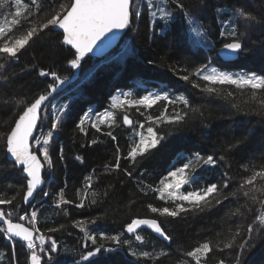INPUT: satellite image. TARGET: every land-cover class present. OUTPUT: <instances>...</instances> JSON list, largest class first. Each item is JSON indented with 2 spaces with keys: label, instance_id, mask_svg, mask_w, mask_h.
<instances>
[{
  "label": "trees",
  "instance_id": "trees-1",
  "mask_svg": "<svg viewBox=\"0 0 264 264\" xmlns=\"http://www.w3.org/2000/svg\"><path fill=\"white\" fill-rule=\"evenodd\" d=\"M22 2L30 4L31 0ZM152 2L159 3L160 0ZM134 3L139 7L141 17H132V27L127 30L121 43L102 59L86 56L78 69H71L68 60L72 57L67 47L59 43L56 31L45 30L30 41L18 60L12 61L10 66L6 64V70L0 71V136L13 127L22 113L25 105L18 106L17 101L24 100L30 104L52 82L51 78L39 77L40 70L56 72L66 78L65 83L74 79L46 102L41 113L40 125L47 132L51 127L52 113L58 107L65 106L62 124L50 142L52 166L44 165V185L28 205H24L22 199L26 181L21 171L13 167L5 156L6 136L0 139V196L11 197L20 193L11 205H0V209L6 213L12 211V221L29 228L30 223L20 221L18 217L24 215L25 210L29 214L33 208L38 210L39 232L36 235L51 237L58 245V252L52 253L51 258L37 248L42 256V264H77L82 252L94 249L101 243V234L119 235L121 240L127 238L124 228L133 218L157 219L171 236V241L149 235L150 231L145 229L142 235L146 243L141 245L132 238L130 247L123 246L112 253L101 250L94 258L96 264H180L181 261L194 264L184 253L206 239L211 241L212 251L208 253L205 264H218L220 260H224L225 264H234L233 257L238 248L223 249L225 237L234 233L237 227H241L247 235V225L259 214V204L246 201L238 193L237 197H229L222 204L203 212H189L176 218L150 213L147 205L166 206L165 201L156 198L157 193L151 188L158 186L159 180L169 170L182 167L189 160L193 161L197 183L184 186L182 191L221 181L225 175L232 178L229 189L225 191L235 190L233 186L238 187L240 176L250 174L244 171L243 165L247 164L250 168L264 165V110L257 114L259 105L250 99L251 90L241 91L234 86L217 85L215 87L220 94L208 95L193 88L191 82L179 79L180 75L188 74L181 69L191 70L209 60L221 69H246L264 75V0H182L204 26L200 30H207L209 39L215 45L211 51L204 42L203 47L191 42L189 30L178 10L174 21L168 24L157 21L152 26L146 7L148 0H134ZM11 4L14 5L15 0H11ZM170 8H174V5H170ZM236 8L252 13L257 21L249 24L234 17ZM217 9H222V12L218 13ZM222 16L226 17L223 22ZM9 19L8 10H0V26L7 27L6 21ZM237 21L239 30L245 33L243 43L248 54L233 62H225L216 56V49L224 42L219 30L222 26H237ZM196 80L195 76L190 77V81ZM197 82L201 85L206 83ZM157 91L167 92L172 98L183 95L200 112L192 113L182 104L173 106L168 105L167 101H158L151 108H111L112 97H121L123 92H129L132 99H138L148 92ZM229 91L233 93L232 96H227ZM234 104L237 107H233ZM106 110L116 117V124L111 128L97 121V113L102 114ZM175 112L187 114L183 122L168 124L163 120L156 121L162 114L171 118ZM86 113L88 119L83 125L85 133H81L76 125ZM125 115L133 122L131 126L123 124ZM149 116L153 117V121L147 119ZM93 121L98 123L101 131L97 132L91 126ZM149 126L164 139L155 149L138 157L135 164L124 159L133 141L138 139L137 134L141 131L146 134ZM109 131L116 137L115 140L106 135ZM94 140L96 143H92ZM238 140L243 142L228 151V147ZM61 148L63 160L60 159ZM117 148L121 159L119 168L115 169ZM197 153L205 157L213 155L217 160L216 165H197ZM221 155L226 159L220 160ZM125 170L132 175H126ZM87 177L92 178V188L88 192L97 194L96 202H91L93 197L89 194L84 207L77 208L75 204L79 203V199L76 193L81 190L83 194ZM60 189H64L65 198L72 203L56 209L54 201ZM44 192L49 195L45 197ZM242 204H247V207L241 209V214L226 215ZM167 206H172V202L169 201ZM92 219H96V223H91ZM77 220L88 221L84 226L97 237V245L85 241L84 234L72 227ZM60 225L65 226L60 231H47ZM0 227H5L2 221ZM239 239L242 242L243 237ZM218 242L219 248L216 246ZM103 243L106 248L116 247L110 241ZM250 244L252 246L244 254V264H264V231L254 232ZM22 245L5 239L4 234L0 233V264H30L26 245ZM45 248H50V241ZM133 250L155 253L163 250L167 255L155 261L137 259L129 255Z\"/></svg>",
  "mask_w": 264,
  "mask_h": 264
},
{
  "label": "snow or ice",
  "instance_id": "snow-or-ice-1",
  "mask_svg": "<svg viewBox=\"0 0 264 264\" xmlns=\"http://www.w3.org/2000/svg\"><path fill=\"white\" fill-rule=\"evenodd\" d=\"M170 5H174V8H170ZM149 11V16L152 19L159 18L165 24L176 19L177 10L181 14V18L186 25L187 30H191L197 37H200L210 51L215 45L209 39L207 30L201 31L204 26L200 24L197 17H194L191 11L182 3V0H160L159 3H153L152 0H148L146 5ZM14 8V10H13ZM8 10L10 19L6 21L7 27L0 26V71L6 70V64L10 66L12 61L19 59V54L29 45L30 41L34 37L44 33L45 30L56 31L59 43L62 46H66L69 55L72 57L68 60V64L71 69H78L81 65V61L89 54L92 53L94 48L97 47L98 42L111 39L109 36L111 33L124 32L132 27V17L139 19L141 17V11L139 7L134 3V0H31V3L22 2V0H15V4H11V0H0V10ZM218 13L222 12V9H217ZM234 17H239L246 23L256 22L257 18L250 12H245L241 8H236L233 13ZM226 17L221 18V22ZM237 26L230 28H224L223 26L219 30V36L223 38L224 42L219 49H216L217 58H222L231 62L232 60L239 59L242 55L248 54V49L244 46L243 36L244 31H240ZM180 71L187 72L188 74L180 75L179 79L191 82L193 88H198L201 92L208 95H219L220 90L215 86H234L238 90L250 89V99L259 105L257 114L264 110V75H258L255 72L252 73H230L223 71L213 66L212 61L202 63L195 68L181 69ZM39 77L51 78L50 83L47 85V89L36 97L30 104H26L24 100L17 101V105H25L22 113L18 115V119L14 122V127H11L4 136H6V143L4 152L6 158L13 162L12 166L22 172V178L26 180V190L23 193L22 199L24 203L30 204L31 198H34V193L42 185V167L44 165L52 166V160L50 155V142L52 141L54 134L58 131L62 124V115L65 114V106L57 108L56 112L51 115V127L47 132L42 130L40 120L42 119L41 113L46 107L45 102L49 97L65 83L66 78L60 77L54 71L40 70ZM195 76L196 81H190V77ZM7 79V77H3ZM197 81H204L205 84L201 85ZM232 92H227V96H232ZM132 94L129 92L121 93V97H112L111 108L117 110H123L125 107L134 108L137 106H143L151 108L158 101H167L168 105L182 104L184 108H189L192 113L200 112L199 108L192 107L189 100L183 95H177L172 98L167 92L157 91L155 93L148 92L147 94L139 97L138 99H132ZM258 96L260 97L259 99ZM237 107V105H233ZM167 108H165V112ZM185 115H181L180 112H175V115L171 118L164 116L157 117L156 121L163 120L168 124H179L184 121ZM88 119L86 113L76 128L81 133H85L83 125ZM149 121H153V117L147 118ZM97 121L99 124H107L109 128L116 124V117L113 112L105 111L100 114L97 113ZM132 121L127 115L123 117V124L131 126ZM91 126L95 128L97 132L101 131L98 123L93 121ZM144 128L143 125L140 126ZM106 135L110 136L113 140L116 137L111 131ZM138 139L133 141L130 150L124 159L130 160L133 164L137 162V158L144 156L151 149H155L160 142L164 139L154 131L153 127L146 128V134L141 131L137 134ZM4 136H0V139H4ZM243 140H238L236 144L230 145L228 151L237 147ZM96 143V141H92ZM119 148H117V157L115 169L119 168L120 155ZM41 157L43 158L41 160ZM60 159L63 160V149H60ZM80 159L79 156L76 157ZM220 160H225L226 156L221 155ZM195 162L197 165H208L214 167L217 160L213 155L202 156L199 153L195 154ZM108 167L107 165L105 166ZM245 172H250L249 175H242L239 178V184L233 186L235 190L225 191L229 189L231 177L225 175L221 178V181L211 183L203 187H193L191 191H180L184 186H192L197 183V177L194 175L195 167L193 161L184 163L182 167H176L174 170H169L167 174L159 180V184L156 187H152L151 190L157 193L156 198L165 201L166 206H153L148 204L147 208L150 213L158 214L159 217H171L176 218L181 214L189 212H203L215 205L222 204L229 197H237L238 193L241 194L247 200L252 201L253 204H259V212L256 215L252 223L247 225L245 235L241 227H237L234 233L225 237L223 242V249L238 248L236 251L233 262L234 264H244L245 251L252 245L250 241L253 239V233H260L264 231V165L260 167H249L247 164L243 165ZM125 174L131 176L132 173L125 170ZM85 188L83 194L81 190H78L76 195L79 199V203L75 204V207L82 208L85 205V199L90 194L93 198L92 203H95L96 193H89L88 190L92 188V178H86ZM150 187V186H149ZM146 194V193H145ZM17 192L15 196L4 197L0 196V205H11L13 201L19 196ZM48 192H44V196L47 197ZM172 202V206H167L168 202ZM134 202V201H132ZM130 202V203H132ZM72 201L65 198L64 189H60L57 193L54 201V207L56 209H62L63 205L71 204ZM247 207V204L239 205L235 209H231L226 215L241 214V209ZM12 211L0 209V221L6 227H0V233L4 234L5 239L12 240V238H18L19 241L26 245L28 250L27 260L30 264H42V256L38 254L43 253L45 256L51 258L52 253L58 252V245L55 239L51 237H45L43 234L34 235V232H39L37 228L38 210L33 208L30 214L25 210L24 215H20L18 218L20 221L27 220L31 228L25 227L21 223H14L11 219L13 216ZM88 221L77 220L73 223L72 227L78 228L81 233L84 234L85 241H91L93 245H97V237L91 234L86 228L85 224ZM91 223H96V219H92ZM65 226L48 228V232H57L63 229ZM150 230L149 235L154 233L163 239V241H171V236L161 227V224L155 218H133L130 223H127L124 231L128 234V237L121 240L119 235L106 236L101 234L99 239L101 243L94 249L84 251L80 254L77 264H96L95 257L101 250L105 253H112L117 251L123 246H129V241L134 238L136 242L143 245L146 243L143 230ZM243 237L242 242L239 238ZM50 241V248L46 249L45 244ZM103 241H110L114 244L115 248H106ZM39 242V243H38ZM217 243V248H219ZM22 245V246H23ZM87 248V244L84 245ZM220 249V250H223ZM212 251L211 241L205 240L203 243H199L197 247H194L191 251L184 253L186 257L191 258L194 264H205L208 253ZM129 255L137 257V259H152L158 260L162 256H166L167 253L161 250L159 253L135 250L130 251ZM180 264H190L189 261H181ZM218 264H225L224 260H220Z\"/></svg>",
  "mask_w": 264,
  "mask_h": 264
},
{
  "label": "water",
  "instance_id": "water-1",
  "mask_svg": "<svg viewBox=\"0 0 264 264\" xmlns=\"http://www.w3.org/2000/svg\"><path fill=\"white\" fill-rule=\"evenodd\" d=\"M127 30H125L124 32H116V33L109 34V36L112 37V38L110 40L106 38L105 40H103L101 42H98L97 47L94 48L93 52L92 53H89L87 56L88 57H91V58H97V59L103 58L105 55L109 54L112 50H114L121 43V40H122L123 36L126 34ZM222 60L225 61V62H229V61H226L224 59H222ZM233 61L234 60H232L231 62H233ZM73 80L72 79L69 80L68 83L72 82ZM68 83H64V85H61L60 88L57 89V91L55 93H53L52 96L49 97V99H51L57 93L61 92L67 86ZM46 102H45V104H46ZM13 127H14V125H13ZM44 172H45V166L42 167V173H41L42 174L43 183L37 189V191L34 193V198H35L36 194L42 189V187L44 185V179H43ZM21 175H22V172H21ZM25 190H26V184H25ZM34 198H31V202L33 201ZM24 205H28V204L24 203ZM148 231H150V230H148ZM152 234L155 235V236H157V237H159L157 234H154V233H152ZM34 235H36V232H34ZM159 238H161V237H159ZM12 240L15 241V242L23 243V242L19 241L18 238H12Z\"/></svg>",
  "mask_w": 264,
  "mask_h": 264
},
{
  "label": "rangeland",
  "instance_id": "rangeland-1",
  "mask_svg": "<svg viewBox=\"0 0 264 264\" xmlns=\"http://www.w3.org/2000/svg\"><path fill=\"white\" fill-rule=\"evenodd\" d=\"M157 21H160L158 17L156 19H152L150 17V22H151L152 26L154 25V22H157ZM160 22L164 23L163 21H160ZM189 38L191 39V42L195 46H200V47L204 46L202 39L200 37H197L195 35V33L192 32L191 30H189ZM213 66H215V65L213 64ZM215 67H217V66H215ZM217 68L220 69V70H223V71H228L230 73H252V72H255V71H250V70H246V69H221L219 67H217ZM255 73L258 74L257 72H255ZM258 75H260V74H258ZM120 98H122V97H120ZM131 98H132V96H131Z\"/></svg>",
  "mask_w": 264,
  "mask_h": 264
}]
</instances>
